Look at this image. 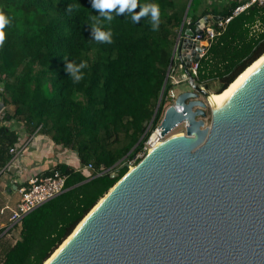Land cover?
<instances>
[{
    "label": "trees",
    "instance_id": "16d2710c",
    "mask_svg": "<svg viewBox=\"0 0 264 264\" xmlns=\"http://www.w3.org/2000/svg\"><path fill=\"white\" fill-rule=\"evenodd\" d=\"M188 1L137 0L133 9L120 11L117 4L101 11L93 0H0L12 19L0 47V96L4 107L13 106L12 113L0 112V170L14 158L9 148L20 143V132L48 135L80 164L56 163L52 170L66 175L64 191L0 228V264H42L129 162L133 166L142 158L145 140L172 101V77L183 74L174 58L168 71L180 26L181 33L195 29L200 16L226 17L243 2L198 11L200 0H190L184 17ZM153 4L160 9L159 24L151 10L133 19ZM69 5L78 7L69 11ZM256 22L261 30L251 32ZM213 27L219 34L193 78L219 93L264 53V6L250 5L224 28ZM97 30L109 39H97ZM14 228L11 241L6 235Z\"/></svg>",
    "mask_w": 264,
    "mask_h": 264
},
{
    "label": "water",
    "instance_id": "95a60500",
    "mask_svg": "<svg viewBox=\"0 0 264 264\" xmlns=\"http://www.w3.org/2000/svg\"><path fill=\"white\" fill-rule=\"evenodd\" d=\"M210 22L202 15L195 29L180 26L168 66L176 56L188 88L158 128L165 135L185 122L183 135L129 167L45 264H264V61L220 106L209 105L189 68Z\"/></svg>",
    "mask_w": 264,
    "mask_h": 264
},
{
    "label": "crops",
    "instance_id": "0c3cea01",
    "mask_svg": "<svg viewBox=\"0 0 264 264\" xmlns=\"http://www.w3.org/2000/svg\"><path fill=\"white\" fill-rule=\"evenodd\" d=\"M228 1L231 0H200L198 11L204 7H220ZM204 15H208L210 24L214 22L210 18L214 15L210 13ZM174 60H177L176 56ZM20 133V143L14 146L17 153L5 168L0 170V207L4 204L14 205L19 196L18 187L33 176L48 173L56 163H64L75 168L80 165L74 152L54 143L48 135ZM5 222L7 213L0 212V228Z\"/></svg>",
    "mask_w": 264,
    "mask_h": 264
},
{
    "label": "built area",
    "instance_id": "2783aa9c",
    "mask_svg": "<svg viewBox=\"0 0 264 264\" xmlns=\"http://www.w3.org/2000/svg\"><path fill=\"white\" fill-rule=\"evenodd\" d=\"M253 4L258 6H264V0H244L242 3H239L233 8L231 15L214 20L212 24L207 25L203 28L202 40L206 42V45L201 46L202 50L199 53V59L204 54L209 42L215 37V35L219 34V31L214 29L213 24L218 28H224L225 24L231 19L232 16L240 13L246 7ZM260 30H261V26L259 22H256L251 27V32H258ZM199 36H200L199 34H194L193 39H199ZM197 66H198V62H195L189 68L192 76L196 75ZM184 78H186L185 75ZM173 80H172L173 83L177 82L175 79ZM174 96L175 94L173 93V91L172 92L170 91L171 99H173ZM184 124L185 122H181L179 124H176L174 128L180 126L182 128L180 132L184 133ZM171 131L172 130H170L167 134H169ZM167 134L162 135L160 133V129L158 128V125L154 127V129L150 132L149 136L144 142L143 152H147L150 150L154 140L155 141L162 140ZM153 135L154 137H152ZM9 152L16 154L17 149H15L14 147H10ZM141 155L142 154H138L137 156H141ZM85 167L90 168L91 165L88 164L81 168H85ZM129 167H131V162H129L128 164V168ZM65 178H66L65 174H62L57 170H51L48 173L33 176L29 178L25 184L20 185L17 189L19 196L15 204L12 206L5 204L0 208L1 213L3 212L7 213V224H6V226H8L7 228H9L15 223H18L19 220L25 214L30 212L36 206L63 192L65 189L64 188Z\"/></svg>",
    "mask_w": 264,
    "mask_h": 264
},
{
    "label": "clouds",
    "instance_id": "9594fccd",
    "mask_svg": "<svg viewBox=\"0 0 264 264\" xmlns=\"http://www.w3.org/2000/svg\"><path fill=\"white\" fill-rule=\"evenodd\" d=\"M117 4L120 6V11H123L125 8L133 9L137 6V0H93V7L98 8L101 11L104 9H112ZM73 7H78L77 5H69L68 10L71 11ZM151 10V19L156 22L157 24L160 23V9L159 6L156 4L150 5V6H144L141 9V12L138 14H135L133 16L134 20H139L141 16H144L148 11ZM111 19V17H109ZM12 23V19L9 17V15L5 12L3 7H0V47H3L4 42L6 40V27L10 26ZM158 30V29H157ZM96 38L97 39H109V34L96 31ZM111 43V41L109 40ZM68 69H71L73 73H75L76 69L73 68L72 64H68ZM81 79L80 76H75V80L79 81Z\"/></svg>",
    "mask_w": 264,
    "mask_h": 264
},
{
    "label": "bare ground",
    "instance_id": "6f19581e",
    "mask_svg": "<svg viewBox=\"0 0 264 264\" xmlns=\"http://www.w3.org/2000/svg\"><path fill=\"white\" fill-rule=\"evenodd\" d=\"M264 61V53L260 55L258 58H256L252 63H250L242 72H240L233 81H231L226 88H224L221 92L219 93H214L210 92V96L207 100L208 104L211 105L212 107H218L220 106L225 99H227L233 92L234 90L240 85V83L256 68L258 65H260ZM171 135H183L181 132L177 133H171L167 134L162 140H158L152 143V147L150 149H154L158 143L163 141L164 139L168 138ZM154 137V135L152 136ZM80 224V223H79ZM78 224V225H79ZM76 226V228L78 227ZM75 228V229H76ZM68 238L64 239L63 242L56 248L53 253L43 262V264L47 263V261L56 253V251L61 247V245L67 240Z\"/></svg>",
    "mask_w": 264,
    "mask_h": 264
},
{
    "label": "rangeland",
    "instance_id": "374dc122",
    "mask_svg": "<svg viewBox=\"0 0 264 264\" xmlns=\"http://www.w3.org/2000/svg\"><path fill=\"white\" fill-rule=\"evenodd\" d=\"M173 79H175L177 82L176 83H174L175 85H174V88L172 89V91H173V93L175 94V93H177L178 91H180V90H183V89H187L188 88V84L186 83V78H184V75L183 74H181V75H179V76H174V77H172V80ZM174 81V80H173ZM171 91V92H172ZM5 109H6V111H8L9 113H12L13 112V106L12 105H7L6 107H4ZM208 108V107H207ZM209 110V109H208ZM3 111V110H2ZM182 130V128L179 126V127H175V128H173L172 129V131L169 133V134H171V133H177V132H180ZM132 166V165H131ZM6 224H7V222H5V225L4 226H6ZM3 226V227H4ZM6 227H8V226H6ZM8 229H6L5 228V230L4 231H7ZM17 233V229H13V230H11L10 232H9V234L8 235H6V238H8V239H10L11 241H13L14 240V235ZM10 237V238H9Z\"/></svg>",
    "mask_w": 264,
    "mask_h": 264
}]
</instances>
